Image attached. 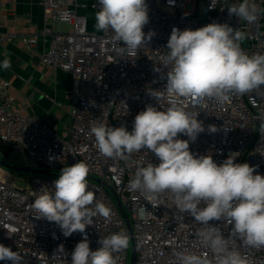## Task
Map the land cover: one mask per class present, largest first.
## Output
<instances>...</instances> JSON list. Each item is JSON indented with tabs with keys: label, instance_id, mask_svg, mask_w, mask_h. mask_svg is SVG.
<instances>
[{
	"label": "built area",
	"instance_id": "2783aa9c",
	"mask_svg": "<svg viewBox=\"0 0 264 264\" xmlns=\"http://www.w3.org/2000/svg\"><path fill=\"white\" fill-rule=\"evenodd\" d=\"M241 2L146 0L149 22L143 31L146 36L150 31L155 35L129 54L118 51L123 45L114 40L112 30L96 29L98 0H39L45 14L40 35L48 43L40 62L71 76L70 125L61 135L42 118L24 112L9 95V83L0 80V144L22 152L30 168L55 174L29 173L23 178L24 186L18 187L12 172L0 167V244L18 252L20 264H71V253L84 236L94 251L100 247L101 238L117 232L129 237L135 264H179L175 255L178 251L193 252L215 264L214 254L198 235L203 226L178 211L171 193H160L153 199L150 194L129 190V180L137 167L149 162L158 165L159 159L147 150L133 153L127 160L105 157L90 129L103 122L111 127L124 125L131 131L135 116L147 105L166 110L176 103L186 112L198 115L204 126L205 131L195 141L178 134L179 139L189 141L194 156L211 155L221 164L229 154L238 152L236 163H248L256 168L254 174L264 176V85L245 94L228 92L224 101L215 96L175 97L167 87V73L172 65L167 61L166 46L174 27L196 30L210 23L228 24L245 34L240 42L245 53L264 54V11L253 23L229 15L227 7ZM187 3L191 4L188 12ZM249 3L264 10V0ZM59 25L68 29L61 31ZM35 42L33 37L27 44L32 46ZM210 125L216 126L217 131L210 132ZM79 161L89 166L88 177L99 180L87 178L88 187L96 200L111 210V216L106 219L97 215L84 233L65 237L54 222L36 218L32 203L41 191L52 190L63 167ZM116 198L128 218L131 234ZM209 223L230 237V248L239 251L248 264H264V246H249L242 238L231 236L232 225L227 221ZM60 245L64 254L58 252ZM127 248L114 253L117 264L129 263Z\"/></svg>",
	"mask_w": 264,
	"mask_h": 264
},
{
	"label": "clouds",
	"instance_id": "9594fccd",
	"mask_svg": "<svg viewBox=\"0 0 264 264\" xmlns=\"http://www.w3.org/2000/svg\"><path fill=\"white\" fill-rule=\"evenodd\" d=\"M98 4L95 27L98 31L114 32V40L123 45L118 51L134 54L155 35L150 31L146 36L143 31L149 22L146 0H98ZM227 10L229 15L248 23L255 22L264 11L249 0L231 4ZM244 38L242 31L222 23H210L196 30L174 27L166 46L167 61L172 65L167 73L170 93L175 97L215 96L224 101L228 92L245 94L259 89L264 85V54L245 53L240 46ZM0 67L9 69L11 61L6 58ZM197 116L176 103L166 110L147 105L135 116L131 131L124 125L111 127L97 122L90 133L99 152L108 158L127 160L142 150L153 153L159 164L138 166L129 180V190L150 194L153 199L157 194L171 193L178 211L203 226L198 235L214 254L215 264H248L239 251L230 248V237L209 222L227 221L232 225L231 236L242 238L249 246H264V176L254 174L256 168L248 163H236L238 152L229 154L221 164L211 155L194 156L189 141L179 139L178 134L195 141L205 131ZM208 130L215 132L217 128L210 125ZM89 171L84 161L63 167L52 190L45 189L34 199L36 218L54 222L65 237L84 233L97 215L110 218L111 210L89 190ZM98 243L100 247L93 251L84 236L71 253V264H117L114 253L128 247L129 237L117 232ZM58 252L64 254L63 245ZM175 255L179 264H211L190 251ZM0 261L20 264L21 257L0 244Z\"/></svg>",
	"mask_w": 264,
	"mask_h": 264
},
{
	"label": "crops",
	"instance_id": "0c3cea01",
	"mask_svg": "<svg viewBox=\"0 0 264 264\" xmlns=\"http://www.w3.org/2000/svg\"><path fill=\"white\" fill-rule=\"evenodd\" d=\"M44 26L39 0H0V63L11 61L9 69L0 67V80L9 83V95L24 112L65 135L70 125L71 76L42 66L41 54L48 45L40 35ZM33 37L35 44L28 46Z\"/></svg>",
	"mask_w": 264,
	"mask_h": 264
},
{
	"label": "rangeland",
	"instance_id": "374dc122",
	"mask_svg": "<svg viewBox=\"0 0 264 264\" xmlns=\"http://www.w3.org/2000/svg\"><path fill=\"white\" fill-rule=\"evenodd\" d=\"M191 8V4L187 3L185 10L186 12H188ZM58 28L61 31H66L68 29L67 26L65 25H59ZM0 160H3L7 163H9L12 166H16L19 168H30V163L27 160V158L25 157V155L20 152L19 150H17L16 148H12V150L7 153L3 147L0 146ZM2 168V167H1ZM3 170H5L4 168H2ZM10 172V171H9ZM29 175V173L26 172H21V173H11L12 178H14L15 183L18 187H23L24 186V180L23 178L27 177ZM105 191L107 192V194L113 198V194L112 192L108 189L105 188ZM131 242L129 241L128 244V248H127V257L129 258L130 253H131Z\"/></svg>",
	"mask_w": 264,
	"mask_h": 264
},
{
	"label": "water",
	"instance_id": "95a60500",
	"mask_svg": "<svg viewBox=\"0 0 264 264\" xmlns=\"http://www.w3.org/2000/svg\"><path fill=\"white\" fill-rule=\"evenodd\" d=\"M199 19H205V16H198ZM0 167L4 168L6 171H10V172H14V173H21V172H26V173H33V174H40V175H55V174H51V173H48L44 170H37V169H32V168H19V167H16V166H12L10 165L9 163L3 161V160H0ZM88 179L90 180H93V181H96V182H99V180H96V179H93V178H90V177H87ZM116 201H117V205L120 209V212L125 220V224H126V227H127V230H128V233L131 234V227H130V223L128 221V218L126 216V214L124 213L122 207H121V204L120 202L118 201V199L116 198ZM133 244V242H132ZM128 264H135V255H134V251L133 249L131 250V253H130V257H129V263Z\"/></svg>",
	"mask_w": 264,
	"mask_h": 264
},
{
	"label": "trees",
	"instance_id": "16d2710c",
	"mask_svg": "<svg viewBox=\"0 0 264 264\" xmlns=\"http://www.w3.org/2000/svg\"><path fill=\"white\" fill-rule=\"evenodd\" d=\"M0 146L3 147L4 150H5L7 153H9V152L12 150V148H11L10 146L2 145V144H0Z\"/></svg>",
	"mask_w": 264,
	"mask_h": 264
}]
</instances>
